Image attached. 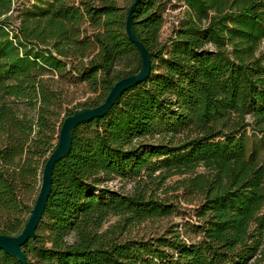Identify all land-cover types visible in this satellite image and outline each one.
Returning <instances> with one entry per match:
<instances>
[{
	"label": "trees",
	"instance_id": "obj_1",
	"mask_svg": "<svg viewBox=\"0 0 264 264\" xmlns=\"http://www.w3.org/2000/svg\"><path fill=\"white\" fill-rule=\"evenodd\" d=\"M14 1L0 0V233L8 235L24 228L76 109L63 115L62 85L86 83L94 95L76 107H94L141 64L125 35L132 0ZM177 3L186 14L160 39ZM134 10L150 74L74 130L37 236L22 247L26 263L264 264V0H140ZM174 175L169 187L197 198L194 219L157 194ZM116 179L132 187H110ZM178 212V227L130 235ZM0 264L21 263L0 249Z\"/></svg>",
	"mask_w": 264,
	"mask_h": 264
},
{
	"label": "water",
	"instance_id": "obj_2",
	"mask_svg": "<svg viewBox=\"0 0 264 264\" xmlns=\"http://www.w3.org/2000/svg\"><path fill=\"white\" fill-rule=\"evenodd\" d=\"M139 1L140 0H132L130 2L124 19L125 35L128 40L134 44L141 59L139 69L136 72L115 80L109 88L110 90L104 100L101 101L99 105L94 107L83 106L82 108L75 109L73 113L68 114V116L64 118L58 135V143L42 168L39 193L36 197L34 206L30 210L24 228L21 233L16 235L0 233V249L4 250L9 255L11 254L17 257L21 264H28L26 263V254L22 247L28 240L35 239L37 236L36 230L48 205V199L53 187L52 179L54 166L57 161L65 158L69 154L73 143L72 135L76 127L88 120H93L106 114L120 94L126 91L128 87L143 82L150 74L151 62L148 51L144 43L137 37L132 26V15Z\"/></svg>",
	"mask_w": 264,
	"mask_h": 264
},
{
	"label": "rangeland",
	"instance_id": "obj_3",
	"mask_svg": "<svg viewBox=\"0 0 264 264\" xmlns=\"http://www.w3.org/2000/svg\"><path fill=\"white\" fill-rule=\"evenodd\" d=\"M129 0H118V3L121 5H126V3ZM15 7L17 6H23L24 4L30 5L32 3L31 0H15ZM174 2V0H172ZM168 10L165 12L164 17V23L163 27L160 32V39H165L168 34L170 33L171 27L173 26V23L177 21V19L182 18L186 14L185 6L182 3L175 4V7L167 8ZM11 25L13 27H16L19 23V14L17 10H14V12L11 13ZM264 47V44H263ZM64 87V104L65 110L63 112V115L67 112V108H80L76 107L78 104L83 103L87 98L93 96L94 94L88 90L86 83H79V84H63ZM179 176L174 175L172 177L167 178L166 186L163 187V190H159L157 194H159L161 197H171L170 199L174 202V204L177 206L178 210H182L183 212H186L187 217H192L193 214V207L195 206L197 202V198H191L187 195H183L181 188L176 187H169V185H177L175 184L176 179H178ZM108 185L114 189H120V190H130L132 187V182L123 181L120 179H116L113 181L107 182ZM165 190V192H163ZM163 192V193H162ZM186 194V193H185ZM183 195V196H182ZM193 199V200H191ZM184 220L183 215L178 213H173L169 216H164L161 218H150L140 224L133 225L130 231V235L133 236H149V235H156L159 233H163L164 229L168 225H172L175 223L179 224ZM174 227H178V225H175Z\"/></svg>",
	"mask_w": 264,
	"mask_h": 264
}]
</instances>
